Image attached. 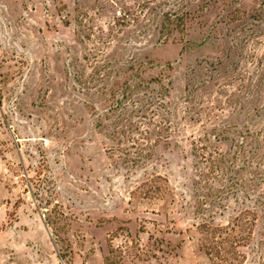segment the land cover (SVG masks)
<instances>
[{
  "label": "rangeland",
  "instance_id": "rangeland-1",
  "mask_svg": "<svg viewBox=\"0 0 264 264\" xmlns=\"http://www.w3.org/2000/svg\"><path fill=\"white\" fill-rule=\"evenodd\" d=\"M0 264H264V0H0Z\"/></svg>",
  "mask_w": 264,
  "mask_h": 264
},
{
  "label": "trees",
  "instance_id": "trees-1",
  "mask_svg": "<svg viewBox=\"0 0 264 264\" xmlns=\"http://www.w3.org/2000/svg\"><path fill=\"white\" fill-rule=\"evenodd\" d=\"M182 20V19H181ZM141 151V150H140Z\"/></svg>",
  "mask_w": 264,
  "mask_h": 264
}]
</instances>
